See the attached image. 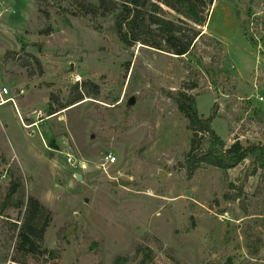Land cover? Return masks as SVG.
Masks as SVG:
<instances>
[{"label":"rangeland","instance_id":"1","mask_svg":"<svg viewBox=\"0 0 264 264\" xmlns=\"http://www.w3.org/2000/svg\"><path fill=\"white\" fill-rule=\"evenodd\" d=\"M121 3L0 0V88H8L17 107L23 101L37 110L49 138L56 140L55 126L68 140L64 127H70L77 164L63 156L60 173L87 177L75 187V199L60 204L79 218L64 219L34 195L32 179L0 149V264H114L118 257L121 264H264L263 170L253 175L250 158L229 170L203 164L190 174L192 133L171 97L189 91L200 114L216 112L213 126L227 146L237 138L264 145V0H214L204 26L162 5L166 18L206 33L196 54L184 58L122 43L113 30ZM78 96L84 99L64 115L68 108L59 109ZM49 103L59 110L51 116ZM0 118L11 150L16 139L39 148L40 137L26 138L14 102L0 107ZM108 153L114 163H106ZM13 179L23 183L21 208L7 199ZM30 197L52 212L36 253L18 249ZM71 222L79 236L60 245ZM140 246L152 248L154 258L145 259ZM52 249L61 256L51 258Z\"/></svg>","mask_w":264,"mask_h":264},{"label":"trees","instance_id":"2","mask_svg":"<svg viewBox=\"0 0 264 264\" xmlns=\"http://www.w3.org/2000/svg\"><path fill=\"white\" fill-rule=\"evenodd\" d=\"M121 2L122 6L115 17L113 30L122 43L132 45L140 42L156 50L172 53L179 58L195 55L198 42L206 33L184 19L175 21L166 18L161 14L162 5L184 14L195 24L204 26L207 22L208 11L214 4V0H121ZM104 5L105 0H100L99 6ZM214 41L222 48L221 41L218 39H214ZM199 61L203 63V57H200ZM218 73L224 80L231 81L226 70L220 69ZM229 88L231 91L235 89L231 84ZM171 97L178 110L188 121V129L192 133L190 149L186 153L187 170L190 174H193L203 164L229 170L250 158L254 167L252 174H257L259 169L264 172L263 144L249 143L245 145L237 138L230 146H227L213 126L216 112L208 117L200 114L197 97L192 92L181 90L177 95H171ZM83 99L82 96H78L59 110L73 106ZM59 110H55L49 103V115H53ZM205 140L207 145L203 148ZM47 143L49 147L58 149L54 138H48ZM1 156L2 160H5V157ZM21 191H23V183L19 179H13L7 191V199L11 200L16 208H21L25 204L18 197ZM3 205L6 206L5 201H3ZM27 208L28 219L24 224L23 231L18 235V249L36 253L39 250V243L44 239L51 223L52 212L35 197L29 198ZM36 218H40L44 222L39 226L35 223ZM78 231L77 223L68 224L63 229L64 235L60 240V245L67 243L74 235L79 236ZM137 252L142 253L148 261L154 258V251L150 247L140 246L137 248ZM61 253V250L52 249L49 251V256L59 258ZM122 260H124L123 257H118L114 264H121Z\"/></svg>","mask_w":264,"mask_h":264},{"label":"crops","instance_id":"3","mask_svg":"<svg viewBox=\"0 0 264 264\" xmlns=\"http://www.w3.org/2000/svg\"><path fill=\"white\" fill-rule=\"evenodd\" d=\"M14 106L19 117V122L21 123L22 128L27 132V136L25 135L26 138L36 139L37 137H40V141L38 142L39 148L36 147V144H30L27 141L23 142L16 139L14 140L15 149L11 150L9 143L6 142L7 130H5V128H8V124H6L4 118H0V126L2 129L0 133L1 152L6 156L10 166L18 168L21 174L24 176L27 175V177L32 179L29 184L35 192L34 195L47 204L52 211H56L59 217L61 216L66 219L73 215L74 217L79 218L77 216H80V214L77 210L69 209V212H67L66 208L63 209L60 205L67 199H75V195L73 194L75 187L78 186L83 179H86L87 181V177L83 174H79L81 175L80 179L78 177L77 179H74L73 175H69V173H67V175L64 174L65 172L60 173L66 168V164L64 165L62 163V158L64 159L63 156L66 157L65 154L70 151L73 153V146H76L73 144L75 140L70 127L67 125L64 127V132L68 136V140L66 141L62 140L65 136L57 135L54 130L55 126L51 127V133L56 136V143L58 145V149H53L49 147L47 143L49 135L38 125L39 120L37 110L35 108L30 109L29 107H26L23 101H20V109L16 106L15 99ZM74 108L75 106L68 107V110L65 111L64 115ZM26 160L34 162V164H29V168L24 169L23 163ZM28 171L30 172V175H28ZM58 177H60L59 180H61L60 182H62V184L57 182ZM47 234L48 233H46V237Z\"/></svg>","mask_w":264,"mask_h":264},{"label":"built area","instance_id":"4","mask_svg":"<svg viewBox=\"0 0 264 264\" xmlns=\"http://www.w3.org/2000/svg\"><path fill=\"white\" fill-rule=\"evenodd\" d=\"M80 77H78V80ZM10 94V91L8 90V88L6 87H3V88H0V107L9 103V102H14V99L12 97H7V95ZM263 99V98H262ZM66 158H67V162L73 167L76 166L77 164V157L76 155H74L73 153L69 152V153H66ZM105 161L106 163L108 164H111V163H114L116 161V157L112 154V153H108L106 156H105ZM79 166L81 168H85L86 167V164L84 161H81L79 162Z\"/></svg>","mask_w":264,"mask_h":264},{"label":"water","instance_id":"5","mask_svg":"<svg viewBox=\"0 0 264 264\" xmlns=\"http://www.w3.org/2000/svg\"><path fill=\"white\" fill-rule=\"evenodd\" d=\"M131 103H133V100H131ZM77 177L80 179L81 178V175H77ZM187 195H190L189 191L186 192Z\"/></svg>","mask_w":264,"mask_h":264}]
</instances>
